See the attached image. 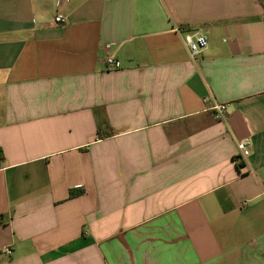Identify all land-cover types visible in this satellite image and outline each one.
<instances>
[{
	"label": "crops",
	"instance_id": "obj_1",
	"mask_svg": "<svg viewBox=\"0 0 264 264\" xmlns=\"http://www.w3.org/2000/svg\"><path fill=\"white\" fill-rule=\"evenodd\" d=\"M0 151V264H264V7L0 0Z\"/></svg>",
	"mask_w": 264,
	"mask_h": 264
},
{
	"label": "built area",
	"instance_id": "obj_2",
	"mask_svg": "<svg viewBox=\"0 0 264 264\" xmlns=\"http://www.w3.org/2000/svg\"><path fill=\"white\" fill-rule=\"evenodd\" d=\"M66 2H69L70 0H65ZM62 0H58V6L61 5ZM55 22L58 25H65L67 23V20L62 15H58L55 18ZM186 45L188 46L192 58L196 57L201 53L203 49L207 47V38L203 33H197L195 35H186L185 37ZM107 64L110 67H116L118 66L117 61L114 58H108ZM212 111L214 112V117L216 120L221 121L224 120L228 113V104L226 103H218L215 104L212 107ZM249 145L248 141L241 142L239 144V149L244 150ZM3 253L11 256L13 253V250L11 247H6L3 249Z\"/></svg>",
	"mask_w": 264,
	"mask_h": 264
},
{
	"label": "trees",
	"instance_id": "obj_3",
	"mask_svg": "<svg viewBox=\"0 0 264 264\" xmlns=\"http://www.w3.org/2000/svg\"><path fill=\"white\" fill-rule=\"evenodd\" d=\"M259 1L262 4V6L264 7V0H259ZM3 160H4V155H3L2 151H0V166H1V163ZM80 194L81 193L78 191H71L70 192V198L78 197Z\"/></svg>",
	"mask_w": 264,
	"mask_h": 264
}]
</instances>
